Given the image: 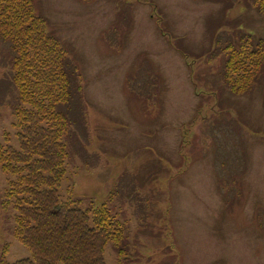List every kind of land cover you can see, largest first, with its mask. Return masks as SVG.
<instances>
[{
  "label": "rangeland",
  "instance_id": "obj_1",
  "mask_svg": "<svg viewBox=\"0 0 264 264\" xmlns=\"http://www.w3.org/2000/svg\"><path fill=\"white\" fill-rule=\"evenodd\" d=\"M33 2L75 87L59 195L105 202L125 227L124 258L109 243L105 264H264V71L244 94L223 77L235 37L264 39L254 0ZM11 51L0 39V144L17 147ZM11 179L0 264L31 257Z\"/></svg>",
  "mask_w": 264,
  "mask_h": 264
},
{
  "label": "trees",
  "instance_id": "obj_2",
  "mask_svg": "<svg viewBox=\"0 0 264 264\" xmlns=\"http://www.w3.org/2000/svg\"><path fill=\"white\" fill-rule=\"evenodd\" d=\"M253 3L264 13V0ZM0 39L12 50L18 143L0 144V171L13 177L5 192V204L16 211L13 235L31 253L1 264H105L109 243L124 258L125 227L107 203L84 209L80 199H61L58 192L66 176L68 106L75 88L66 49L48 33L33 0H0ZM224 55L226 84L232 93H246L264 71V39L249 33L235 37Z\"/></svg>",
  "mask_w": 264,
  "mask_h": 264
}]
</instances>
